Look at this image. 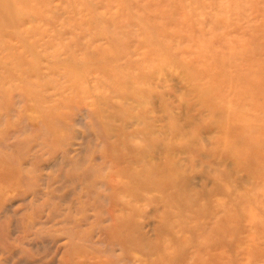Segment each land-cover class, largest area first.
<instances>
[{"label":"rangeland","instance_id":"374dc122","mask_svg":"<svg viewBox=\"0 0 264 264\" xmlns=\"http://www.w3.org/2000/svg\"><path fill=\"white\" fill-rule=\"evenodd\" d=\"M0 264H264V0H0Z\"/></svg>","mask_w":264,"mask_h":264}]
</instances>
